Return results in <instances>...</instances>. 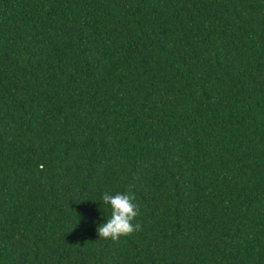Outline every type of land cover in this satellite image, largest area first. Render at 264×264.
Masks as SVG:
<instances>
[{"label": "trees", "instance_id": "16d2710c", "mask_svg": "<svg viewBox=\"0 0 264 264\" xmlns=\"http://www.w3.org/2000/svg\"><path fill=\"white\" fill-rule=\"evenodd\" d=\"M0 264H264V0H0Z\"/></svg>", "mask_w": 264, "mask_h": 264}, {"label": "clouds", "instance_id": "9594fccd", "mask_svg": "<svg viewBox=\"0 0 264 264\" xmlns=\"http://www.w3.org/2000/svg\"><path fill=\"white\" fill-rule=\"evenodd\" d=\"M102 202L110 206L111 214L105 222L98 225L99 238L117 242L121 237L141 229L140 223H133L140 215V206L136 202L134 193L116 192L113 194L110 191H105L102 195Z\"/></svg>", "mask_w": 264, "mask_h": 264}]
</instances>
